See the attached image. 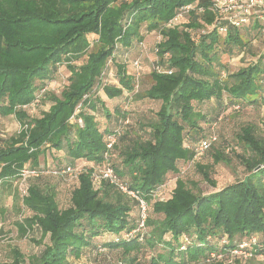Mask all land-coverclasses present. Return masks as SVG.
I'll return each instance as SVG.
<instances>
[{"label":"trees","instance_id":"trees-1","mask_svg":"<svg viewBox=\"0 0 264 264\" xmlns=\"http://www.w3.org/2000/svg\"><path fill=\"white\" fill-rule=\"evenodd\" d=\"M212 1L0 0V126L14 117L21 129L8 138L0 133V197L14 187L19 191L25 169L40 173L27 179L28 195L22 198L29 216L16 221L22 234L34 228L42 234L38 243L44 248L31 264H72L85 256H101L106 264H248L264 256V138L257 125L247 124L235 135L240 153L220 139L204 154L196 151L215 123L218 130L226 110L264 104V23L227 24L225 33L210 29L216 20ZM187 6L190 11L170 26ZM149 36L154 42L146 58ZM258 41L263 53L231 71L230 59ZM137 60L142 77L152 79L141 93L131 74ZM62 65L70 73L67 87L60 96L42 94ZM158 65L173 73H158ZM133 96L160 103L142 121L143 135L134 131L125 109L124 101ZM41 102L50 107L34 117L29 109ZM109 102L117 103L114 111ZM79 105L83 126L72 121ZM100 111L112 128L102 129ZM49 150H65L67 163L41 166ZM231 151L245 170L243 179L204 195L182 177V164L193 161L216 186L210 166L201 162L210 154L214 164L230 165ZM106 164L149 203L143 241L140 235L126 237L140 220L139 203L107 181L94 187V170ZM78 165L83 170L67 206L60 205L53 186L33 182L47 176L64 180L54 172ZM183 237L189 239L184 251ZM252 237L258 240L244 249L249 257L234 253ZM0 264H25L24 255L15 249Z\"/></svg>","mask_w":264,"mask_h":264},{"label":"rangeland","instance_id":"rangeland-1","mask_svg":"<svg viewBox=\"0 0 264 264\" xmlns=\"http://www.w3.org/2000/svg\"><path fill=\"white\" fill-rule=\"evenodd\" d=\"M95 38L92 36L91 41ZM153 40V41H152ZM154 38L149 36L148 44L144 49L142 56L146 58L150 56L149 47L153 45ZM263 45L258 41L254 43L252 47L247 52H243L239 58L230 59L231 71H236L240 67L244 66L245 62H249L256 58L259 54L263 53ZM110 75V74H109ZM107 76L109 82L114 83V79ZM70 73L66 68V65H62L59 68V74L57 79L49 83L47 90L49 93H54L60 96L61 92L69 84L68 78ZM152 85V79L149 74H145L140 81V93L146 91ZM106 100V97L103 96ZM107 101V100H106ZM127 104L125 108L129 115V121L131 122L133 129L139 135H143L140 129V125L144 118L150 114V111H158L160 107L159 102L149 101L147 99H137L133 96L128 101H124ZM117 103H108L109 111H114ZM50 103H42L34 105L29 109V113L34 117H39L44 110H48ZM207 108L209 111L213 108L210 104ZM98 109H101L99 105ZM98 121L102 129L105 127L112 128L114 124L108 123V119L103 116V112H98ZM247 124H255L258 128V133L264 138V104L258 106H247L240 111H235L233 108H229L223 114V119L219 124L217 134L220 139V144L223 147H230L235 149L238 153L241 152L239 146L236 145L235 135L240 131L241 127ZM20 131V125L14 117H9L3 120L0 126V133L2 138H8ZM219 144V145H220ZM230 154L233 157V162L230 165L223 163L214 164L211 155H207L201 162L204 166H210V177L216 186L208 183L204 180L202 173L198 172L195 162L190 161L182 164L181 169L185 171L182 177H185L186 181L197 183L199 189L204 195L217 192L219 189L241 180L245 177L246 173L244 168L239 164L235 155L232 151ZM66 151L56 152L49 150L44 156H41L40 163L41 166L48 167H60L67 163ZM83 165V164H82ZM82 165H78L81 166ZM169 182H175L174 177H170ZM42 187L53 186L57 195L58 201L61 206H67L69 203L70 193L75 187V181H71L66 177L61 180L54 176L44 177L42 180L33 181ZM1 189V187H0ZM22 197L19 191L14 187L12 189L6 190L0 197V261H9L12 257V253L15 249L19 250L25 259V264H31L30 260L33 256L37 255L44 248L43 244L39 245V241L42 239V234L37 228L33 230H28L26 234H22L16 225V221H22L28 217L29 213L27 211H22ZM18 217V219H17ZM150 256V253L145 257ZM72 264H106L103 258L92 256H85L82 260L74 261L71 259ZM113 264V263H112ZM248 264H264V256L259 257Z\"/></svg>","mask_w":264,"mask_h":264},{"label":"built area","instance_id":"built-area-1","mask_svg":"<svg viewBox=\"0 0 264 264\" xmlns=\"http://www.w3.org/2000/svg\"><path fill=\"white\" fill-rule=\"evenodd\" d=\"M190 7H185L182 9V13L176 15L170 22V26H175L185 13L190 11ZM209 10L215 15L216 20L211 24L210 29H217L220 33H225L227 31L228 25L236 26V27H243L248 25L252 19L260 21L264 23V0H213L212 5L210 6ZM203 9H200L202 12ZM225 23V24H223ZM205 33V31H202ZM159 40V39H158ZM169 55H166V59ZM168 67V65H167ZM156 71L160 74H172V68L162 67L160 65L156 66ZM134 73L135 79V90L138 92L140 90V81L142 79L141 73V62L139 60L134 61L132 63V73ZM130 74V73H129ZM113 77L112 74L109 75ZM103 79V75H102ZM47 89L41 91L44 94ZM125 96H129V92H124ZM81 105L78 106L75 115L72 117V121L79 123L80 126H83L82 120H77V115L81 111ZM217 124L215 123L212 126L210 135L199 142L196 147V151L198 155L204 154L208 151L215 143L218 142V134H217ZM21 130V129H20ZM121 133L110 137V143L108 148L111 149L113 144L116 143L118 137ZM83 170V167H68L66 170L62 172H54L55 175H62L65 176L67 179L74 181L78 178L79 173ZM40 173L35 170L25 169L22 174V180L16 185L19 188V194L22 198L27 197L28 195V184L27 179L29 177H39ZM93 184L96 189H98L102 182L107 181L112 185H115L121 192L130 196L131 198L135 199L140 206V220L138 221L137 227L132 230L126 237H137L140 235V241L144 240V235L147 234V220L149 218V203L139 192L129 189L127 185L122 183L116 174L115 170L111 167L110 164H106L100 170L95 169L94 174L92 176ZM258 238L252 237L249 242H245L241 245V250L235 251V254L238 255H245L249 257L250 254L244 252V249L249 246V244H256ZM189 242L187 237H183L181 250H185V243ZM264 244V243H263Z\"/></svg>","mask_w":264,"mask_h":264},{"label":"crops","instance_id":"crops-1","mask_svg":"<svg viewBox=\"0 0 264 264\" xmlns=\"http://www.w3.org/2000/svg\"><path fill=\"white\" fill-rule=\"evenodd\" d=\"M103 100H105V99L103 98Z\"/></svg>","mask_w":264,"mask_h":264},{"label":"water","instance_id":"water-1","mask_svg":"<svg viewBox=\"0 0 264 264\" xmlns=\"http://www.w3.org/2000/svg\"><path fill=\"white\" fill-rule=\"evenodd\" d=\"M259 168H260V167H259ZM259 168H258V169H259Z\"/></svg>","mask_w":264,"mask_h":264}]
</instances>
